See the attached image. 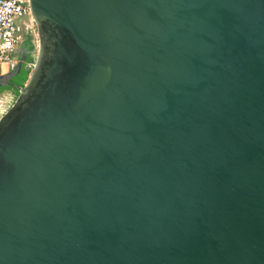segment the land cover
I'll list each match as a JSON object with an SVG mask.
<instances>
[{
  "label": "water",
  "instance_id": "obj_1",
  "mask_svg": "<svg viewBox=\"0 0 264 264\" xmlns=\"http://www.w3.org/2000/svg\"><path fill=\"white\" fill-rule=\"evenodd\" d=\"M29 2L0 264H264V0Z\"/></svg>",
  "mask_w": 264,
  "mask_h": 264
},
{
  "label": "built area",
  "instance_id": "obj_2",
  "mask_svg": "<svg viewBox=\"0 0 264 264\" xmlns=\"http://www.w3.org/2000/svg\"><path fill=\"white\" fill-rule=\"evenodd\" d=\"M35 26L29 0H0V74L15 67L16 47L24 33H35Z\"/></svg>",
  "mask_w": 264,
  "mask_h": 264
},
{
  "label": "rangeland",
  "instance_id": "obj_3",
  "mask_svg": "<svg viewBox=\"0 0 264 264\" xmlns=\"http://www.w3.org/2000/svg\"><path fill=\"white\" fill-rule=\"evenodd\" d=\"M32 42H33V49L38 48L39 45V39H38V34H37V27L35 26V33H32ZM33 50H32V57L31 59H28V65H26V68L29 70V74L32 70V63H35L36 56L35 54L33 55ZM28 74V75H29ZM18 92L14 91L11 88H6L2 89L0 91V116L11 106V104L14 102L16 99Z\"/></svg>",
  "mask_w": 264,
  "mask_h": 264
},
{
  "label": "flooded vegetation",
  "instance_id": "obj_4",
  "mask_svg": "<svg viewBox=\"0 0 264 264\" xmlns=\"http://www.w3.org/2000/svg\"><path fill=\"white\" fill-rule=\"evenodd\" d=\"M32 35L29 34V33H24L21 41L19 42V44L17 45L16 47V50L17 51H20L21 52V57H16V64L19 62V61H22V66L23 67H26V65H28V59L30 57H32V50L33 48L31 47V45L33 46V42H32ZM16 66V65H15ZM21 66V67H22ZM18 74V73H17ZM16 74V75H17ZM15 76L11 77L9 79V83L8 84H5L4 86L0 87V91L2 89H6V88H11L13 89L14 91L18 92L16 88H14L12 85H18L16 84L15 82Z\"/></svg>",
  "mask_w": 264,
  "mask_h": 264
},
{
  "label": "trees",
  "instance_id": "obj_5",
  "mask_svg": "<svg viewBox=\"0 0 264 264\" xmlns=\"http://www.w3.org/2000/svg\"><path fill=\"white\" fill-rule=\"evenodd\" d=\"M32 47V45H31ZM31 58H29L30 60ZM29 70L26 67H21L18 74L15 77L16 84L22 86L28 79Z\"/></svg>",
  "mask_w": 264,
  "mask_h": 264
}]
</instances>
